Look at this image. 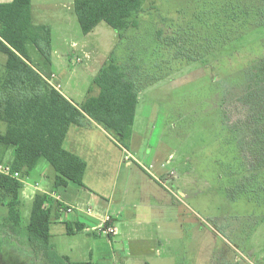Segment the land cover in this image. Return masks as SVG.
Wrapping results in <instances>:
<instances>
[{
	"label": "rangeland",
	"instance_id": "1",
	"mask_svg": "<svg viewBox=\"0 0 264 264\" xmlns=\"http://www.w3.org/2000/svg\"><path fill=\"white\" fill-rule=\"evenodd\" d=\"M33 10L53 29L48 70L59 83L50 76V84L75 104L97 91L90 61L113 58L137 86L131 138L119 144L134 158L115 175L113 208L119 223L146 232L131 235L124 264H264V170L253 171L258 156L247 146L264 120V0H145L122 39L104 22L84 35L73 0H33ZM59 35L70 40L65 47L54 46ZM4 63L0 54V75ZM28 212L24 202L22 225ZM4 215L0 208V264L59 262L35 257L23 235L2 227ZM52 229L56 258L111 263L104 239L89 236L76 253L68 247L78 236Z\"/></svg>",
	"mask_w": 264,
	"mask_h": 264
},
{
	"label": "trees",
	"instance_id": "2",
	"mask_svg": "<svg viewBox=\"0 0 264 264\" xmlns=\"http://www.w3.org/2000/svg\"><path fill=\"white\" fill-rule=\"evenodd\" d=\"M143 1L74 0L73 9L84 35L104 22L122 39L125 30L137 27L135 16ZM51 49V28L32 23L31 0L0 4V54L5 57L0 75V122L5 124L0 132V151L12 149L9 165L22 178H28L37 163L45 160L54 173L53 190L69 183L84 187L85 162L63 148L69 128H86L92 121L118 144L126 146L135 120L138 89L109 58L92 80L95 94L88 89L83 103L74 105L49 83L50 75L36 68L32 55L36 54L38 64L47 69L51 65ZM261 67L264 72V63ZM258 122L256 137L247 143L252 156H258L253 161L255 172L264 170V120ZM22 189L20 181L0 174V207L5 209L2 227L23 235L33 255L46 263L59 259L57 264H92L71 262L67 256L56 258L53 254L50 230L54 209L44 207L46 195H35L28 219L22 225ZM64 227L67 236L85 229L83 224L65 223ZM5 237L8 240V235Z\"/></svg>",
	"mask_w": 264,
	"mask_h": 264
},
{
	"label": "crops",
	"instance_id": "3",
	"mask_svg": "<svg viewBox=\"0 0 264 264\" xmlns=\"http://www.w3.org/2000/svg\"><path fill=\"white\" fill-rule=\"evenodd\" d=\"M10 2H12V0H0V4L10 3ZM53 7L55 8L57 6L53 5ZM33 12H34L33 0H31V21L34 25H43V23L38 22L39 18H42V16L40 15L35 16ZM52 32L53 29L51 28V39H52V47H53ZM58 37L59 39L57 38L54 39V41H56V45H54L56 48L65 47L67 45V42L70 41L69 39L66 38L65 35H59ZM74 46L75 44L72 43V47ZM82 48H86L85 44L82 45ZM56 60L60 62L59 57H57ZM51 63L53 64L52 59H51ZM73 63L76 64L77 62L73 61ZM89 63H90L89 68L94 73L93 76L94 78L102 65L99 66L98 63L94 61L93 62L90 61ZM61 66H63L64 69H69L67 68L68 65L66 63L63 64L62 62ZM44 74L53 77L52 80H54V83H59L58 82L59 76L57 72L51 69V67L47 72H44ZM54 88L74 105L82 104L87 96V91L85 94L79 95L80 97L79 104H75L73 100L69 99L66 95L62 94V92L59 91L56 86ZM139 101L136 107L134 123L136 121V114H137ZM116 146H118V149L116 148ZM63 148L67 152L79 157L85 162L86 168L83 177L84 187L78 186L73 183H69L67 187H60L56 190H53L52 183H53L54 173L49 167V164L45 160H40L37 163L34 170L32 171V173L30 174V176L27 178L26 184L23 186V189L21 190V198L23 203L26 202L30 206L31 201L33 200L36 194L40 193L44 195H51L54 193L55 196L59 197V199L63 203L73 205L78 211H85L86 209L91 208L94 211L97 219H99L100 217L106 214H109L113 218L114 225L118 230V236L115 239L110 240L105 236H100L97 235L96 233H92L88 231L87 228H85L82 232L70 236V237L78 236L79 239L73 241V244H71V246L68 248H70V251H77L76 253H79L78 251H84L82 250L83 244H85L86 242H91L88 241L87 239L89 236L100 237L106 241L109 247L108 250L112 251L111 263L107 262L106 264H124V262H126L127 257L131 255V252L133 251L131 247V243L134 242L135 240L134 238L131 237V235L136 234L138 237H141L146 232L145 227H143L142 229L138 228L136 230L132 229L131 228L132 226H130L131 224L127 223L126 220H122L121 223H119L118 219L116 218V215L118 214H115L113 208L114 195H115V190L117 188L115 175L117 171H119V167L121 168V164H124L128 168L130 165V161L125 160L127 151L124 149L121 150L119 148V144L116 143L100 126H98L96 123L92 121L91 124L86 128L71 126L63 142ZM129 155H130V160H132L134 157L131 154ZM12 159H13L12 149L3 148L0 151L1 162L5 164H10L12 162ZM136 163L140 165L139 162L136 161ZM142 167L144 166L141 165L140 168L147 175H149ZM33 177L35 179H33ZM42 179L45 181L42 182ZM128 180L129 179L125 180V182ZM0 208L4 210L5 213V209L2 207ZM52 220H53L52 225L62 226L64 228L63 233L59 231L61 235L62 234L66 235L65 227H64L65 223H68L70 225L83 224L85 227L92 226L95 223L94 219L87 217L83 212H80L76 216L61 215L58 212H56L55 209L53 211ZM120 227L124 229V232L120 231L121 230ZM50 232L52 235L51 251H54L55 246H58L57 244L58 242L56 243L53 242L54 232L52 226ZM141 241L142 239L139 238L137 242H141ZM98 243L99 242L94 241L92 242V245L96 246V251H102V248L101 247L99 248V246H97ZM88 251H94V247L93 249ZM88 257L92 258V254L89 253ZM92 261L90 262L93 264ZM80 262H87V261H80Z\"/></svg>",
	"mask_w": 264,
	"mask_h": 264
},
{
	"label": "built area",
	"instance_id": "4",
	"mask_svg": "<svg viewBox=\"0 0 264 264\" xmlns=\"http://www.w3.org/2000/svg\"><path fill=\"white\" fill-rule=\"evenodd\" d=\"M53 78V77H52ZM50 83V80H49ZM130 159V155L126 153L125 160L128 161ZM148 174H150L149 170L146 167H142ZM0 174L9 176L15 180L20 181L23 186L26 184L27 178H22L20 173L17 171H13L9 164H5L0 162ZM170 177H174V173L171 172ZM48 197V201L44 204L46 209L54 208L56 212L61 215H78L80 212H83L87 217L95 220V223L92 226H87L88 231L92 233H96L100 236H105L108 239H115L118 236V230L114 225L113 218L106 214L99 219H97L94 211L91 208L86 209L85 211H78L73 205L63 203L59 197H56L55 194L46 195Z\"/></svg>",
	"mask_w": 264,
	"mask_h": 264
}]
</instances>
